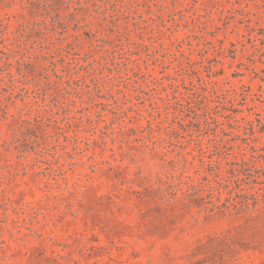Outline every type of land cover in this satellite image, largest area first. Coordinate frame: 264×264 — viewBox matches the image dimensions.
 Here are the masks:
<instances>
[{
    "label": "rangeland",
    "instance_id": "rangeland-1",
    "mask_svg": "<svg viewBox=\"0 0 264 264\" xmlns=\"http://www.w3.org/2000/svg\"><path fill=\"white\" fill-rule=\"evenodd\" d=\"M0 264H264V0H0Z\"/></svg>",
    "mask_w": 264,
    "mask_h": 264
}]
</instances>
